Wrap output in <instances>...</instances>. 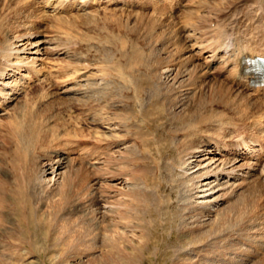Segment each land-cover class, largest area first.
<instances>
[{
	"label": "bare ground",
	"instance_id": "bare-ground-1",
	"mask_svg": "<svg viewBox=\"0 0 264 264\" xmlns=\"http://www.w3.org/2000/svg\"><path fill=\"white\" fill-rule=\"evenodd\" d=\"M5 8L6 13L0 15V34L4 33L3 41L0 39V107L16 99L19 91L25 89L24 84L31 85V81L37 80L47 89L50 88L48 91L50 99L57 97L67 100L65 95L57 96L60 89L67 88L64 93L74 89L75 86L73 88L67 86L86 76L90 68V64L83 63L82 60L81 64H78L80 60L77 65L72 63L75 64V69L72 70L70 67L67 70L66 66H62L61 61H51V65L47 66L46 59L43 58L46 51L40 48L44 41L41 42L42 37L41 40L36 39L39 36L37 31L31 32L29 29L26 33H17L13 41L5 34L7 29L16 28L9 23L11 18L15 20L14 23L17 22V27L33 29L35 22L43 19L41 15L52 8L51 12L54 11L52 16H57L61 23L55 25L56 31L61 32L77 20L75 15L78 13L70 14L76 10L79 12L84 10V14L92 10L113 13L115 9L118 14H124L129 10L134 12L136 19L130 21L131 18L125 17L127 14L117 15L114 19L112 16L110 17L112 21L108 17L110 22L107 24H111L109 32L101 39V41L108 40L116 29L120 37L123 33L128 35L130 51L125 48L126 42L123 41L117 50L118 58H113V51H108L105 54L107 56L105 62L96 65L97 73L108 76L109 73H113L109 70L113 69L112 71L119 78L116 80L119 81L118 83L115 81L117 85L110 90L106 89L107 91L102 95L85 99L82 104L85 103L87 107L83 108L84 110L80 108L82 114L65 117L66 112L72 113L70 108H73L74 101H69L71 106L62 108L60 110L62 113L56 109L51 111L50 105L45 118L47 123L42 121L39 113L28 123L19 121L13 125L11 135L15 139V144L12 151L8 150L6 155L5 150L1 152L0 163H5L6 158L10 160L13 156L19 165L33 167L36 164V154L41 157L40 151L44 152L48 149L50 151L43 154L44 157L42 156L43 159L39 161L36 174L30 171L22 181L17 172L10 173V178L18 186L13 187L9 193L14 195L10 203L12 212L6 208V212L0 218V254H2L0 264H21L23 260L21 262L19 259H26L25 257L35 254L36 250L39 254L46 251V248L49 251L50 247L44 246V242L48 240H51L54 250H66L61 253V260L57 264H67L69 259L66 257L67 252L71 248L79 253L80 229L74 223L61 225L63 214L71 217L81 211L79 222L88 224L87 239L93 235L99 239L98 247L101 248V253L95 258V264H142L152 242L158 236L157 232L163 231L165 224L175 222L170 209L174 203L172 194L161 195V188L157 186H141V182L147 183L150 179L152 171L142 166L143 159H136L132 152L116 149L119 147L115 144L118 143V135L114 133L118 129L116 125L134 117L128 116L123 113V109H120L113 122L107 111L114 99H122L123 103L126 101L129 104L132 101L134 108L139 109L146 100L147 91L143 88V82L140 78H136L132 69L126 72L128 65L134 63L140 65L138 60L146 62L143 66L145 77L150 82V88L158 92L163 91L157 84L165 67L168 66L166 70L171 74L181 73L187 77L184 84L173 86L163 92L172 102L180 97L175 94L176 91L182 93L188 89H195V95L190 99V104H187L186 110L174 113V117L179 121V127L175 131L179 138L176 140L175 149L169 145L165 157L174 155L175 157L173 162L163 160L164 172L169 169V174L173 178L178 174L187 178L190 176V170L199 166L201 172L197 178L204 177L208 180L205 185L221 179H230V183L224 181L227 186L224 188L226 196L233 195L236 188L242 189L238 192L237 202L230 208L234 217H239L242 212L246 215L239 220L245 225L243 228L248 226L247 224H252L264 233V130H261L263 135L252 133L262 125L261 105L264 102V87H257L256 91L249 90L248 84L251 78L245 71L247 59L264 56V0H5ZM5 24H8L7 27ZM138 24L143 30L152 26V29L147 31L151 32L150 37L153 42H161V47L167 52V62L161 56L150 57L153 61L144 57L147 49L142 48L144 45L140 46L143 43L138 44L141 35L136 36L130 32V28L137 27ZM65 37L73 42L69 36ZM61 45L56 42L52 48L57 52ZM31 54H35V57H31ZM77 58L78 56L75 57ZM122 58L125 59L124 63L120 61ZM122 83L128 85L126 91L120 85ZM41 89L43 90L44 87ZM118 90H122L121 93H117ZM153 94L158 93L154 91ZM252 104L253 107L257 104L255 109H251ZM51 116L54 118L53 122ZM76 116H81L84 120L79 121ZM90 117L95 123L88 121ZM63 121L68 127L62 131L59 122ZM134 121L137 123L136 119ZM77 123H89L91 126L96 123H106L108 127L99 128L94 135L99 142L94 151L89 150L91 145L88 149L87 146L80 147L79 150L84 153V158L78 166L70 167L69 173L62 176L58 200H52L47 206L37 209V206L33 205L36 201L35 197L37 198L36 191L39 190L37 186L48 187L51 181L61 174L60 169L71 161L68 153L74 148L65 147L62 150L57 149L56 146L62 144L66 131L71 130L72 126L75 127L74 131L81 130L76 129ZM243 123L248 126L246 129H250L254 134L253 138L242 130ZM128 128L131 129V126ZM73 136L78 137L77 134ZM70 139L67 144L73 142ZM161 142L158 141L154 149H159ZM51 146L54 147L53 150ZM118 154L121 156L118 157ZM205 161L207 162L204 163ZM92 172L95 175L92 179L100 183L98 197L93 201L96 211L90 215L84 207L87 204L74 206L73 203L80 196V193L75 191L76 186L89 180ZM49 175L52 176L47 179ZM119 175L122 177H117ZM116 177L120 178L116 181L122 184L124 191H121L115 183L107 190L106 181L115 180ZM89 190L90 188L86 187L84 192L90 194ZM51 213L58 218L51 219ZM161 219L162 224L158 228ZM37 230L42 232L43 241L38 242L35 238L34 234ZM190 242L191 249L198 250L194 245L201 243V237H194ZM4 253L11 254L8 255L10 258L7 255L5 257ZM210 254L212 252L206 250L203 255L209 257ZM221 255L225 256V254ZM183 256L173 264H203L202 259L194 261V257L185 259ZM256 264H264V261Z\"/></svg>",
	"mask_w": 264,
	"mask_h": 264
},
{
	"label": "rangeland",
	"instance_id": "rangeland-1",
	"mask_svg": "<svg viewBox=\"0 0 264 264\" xmlns=\"http://www.w3.org/2000/svg\"><path fill=\"white\" fill-rule=\"evenodd\" d=\"M2 3L0 2V15L6 13L4 12L6 9L5 0ZM51 10L52 8H49V10L44 13V15H41L43 19L41 21L38 19L35 22L33 29H31V27L21 29V27H17V22L14 23L15 20L11 18V21L9 23H12V27L15 26L16 28H11V30L4 28V30L7 29L5 34H7L11 41H13L15 40L17 33H26V31L28 32L29 29L31 30V32L37 31L39 33V36H37L36 39L41 40L43 38L41 42L43 43L44 41V44L41 45L42 47L40 48L44 49V52L46 51L43 58L46 59L45 61L47 62V66L51 65V61H61V63H63L61 64L62 66H66V69L68 68L67 70H69L70 67V70H72L73 68L75 69V64L72 65V63H76L77 65L79 60L80 63L78 64H81L84 61L83 63L90 64V68L88 69L89 72L87 71V74L90 78L86 74L87 77L83 76L76 83L68 85V88H73V86H75V88L67 93L63 92L67 88L60 89V95L59 93L58 95H56L58 97H60L61 95H65V97H67V100L57 97H53L50 99V95L48 94L50 88L47 89V87L43 85V83H40L39 80L31 81V85L29 83L24 84L25 89L19 91L16 99H13L6 103L4 106L0 107V154L3 150H5V155L7 154L8 150L12 151V148L15 144V139L11 135V131L15 123L19 121L28 123L34 115H37L39 113L41 114L42 121L47 123L45 118L48 114V107L50 105L51 111L55 109L57 111H60L64 107H67L69 105L71 106V103L69 101H74L75 103H72L73 108H70V110L72 109V113H70V111L69 113L66 112L67 116L65 115V117H70V115L75 116L77 114H82L81 109L87 107L85 103L82 104L85 99L88 100L90 99V97H97L99 95H102L107 90H110L112 87L117 85V83L119 82L116 81L119 80V78L117 77L115 72L112 71L113 69L109 70V72L113 73H109L110 76H108L104 75L103 73H97L96 70H98V67L96 65L100 62H105L104 60L105 58H107L105 54L108 51H113V58H118L119 53H117V50H119V45L123 41L126 42L125 48L130 51V45L129 42H127L128 35L123 33V36L120 37L119 35H117V29L115 30V32H112L111 37L108 40L101 41V39L103 38V36H106L108 34L110 28L109 25L111 24L107 23L112 21L111 19H114L115 16L127 14L125 15V17L127 16L128 18H131L130 21H135L136 16L133 11L126 10L127 12L129 11V14L127 12H124V14H118L116 12V9L113 13L111 11L110 13H105L100 12L99 10H92L86 12L87 14H84V10H80L82 12L76 10L78 12L73 11L70 14L74 12L78 13V15H75V18H77V20L73 21L69 28L63 29L61 32L56 31L57 28L55 25H61V23H59L57 16H52L54 11L51 12ZM248 15L250 16V14ZM59 16L67 18L72 17L71 15ZM108 17L112 18L109 19ZM51 19H53L54 21ZM50 23L52 24L51 26L49 25ZM7 25L8 24H5V27H7ZM113 26L114 25H112V27ZM147 29H152V26L150 25ZM147 29L143 30L141 28V25L138 24L137 27L132 26L130 28V32L136 36L141 35V39H139L138 44L143 43L140 46L142 47L144 45L142 48H144V50L147 49L145 50V58L153 61L152 59H150V57L161 56L164 61L167 62L168 59L166 58V50L161 47L162 44L160 41L158 43L153 42L150 37L151 32L147 31ZM3 34L4 33L0 34L2 37H0V39H2V41L4 39ZM65 36H69L70 39L73 40V42L68 41ZM54 41H56L57 44H62L59 48L60 50H63H58V53L53 50L52 47H54L56 43H54ZM11 43L12 42H10V44ZM17 43L19 44L20 42ZM112 43L114 45H112ZM117 43H119L118 47ZM27 50H29V47ZM75 50H77L78 52ZM31 55V57H35V54ZM77 56L78 60L75 59V57ZM124 60L125 59L122 58L120 61L124 63ZM45 61L44 63H46ZM70 62L72 67L70 66ZM67 63H69V65ZM106 63L113 64L112 62ZM138 63L140 65H136L135 63L128 65L126 72L128 73L132 69V72L134 73L136 78H140V80L143 82V88H146L147 91L146 100L143 102V104H141V107L139 109L137 107L134 108V106L132 105V101L129 104L126 101H124L123 103L121 101L122 99H114V101H112V106L109 105L107 111L113 122H115L117 113H119L120 109H123V113L128 114V116L134 117L130 120H127L126 122L121 123L120 125H116L118 129H116L114 133L118 135V143L115 144L119 145V147H116V149L121 148L122 151L128 150L129 152H132L136 159H143L141 161L144 162L142 166L148 167L152 171L153 174L150 175V179L147 181V183L141 182V186H157L161 188V195H165L167 193L172 194L171 198L174 203L172 204V207L170 209L172 211L171 214L173 213L172 217L175 221L174 223L170 222L167 225L165 224V227H163L165 231L163 229V231L159 230V232H157L158 236L155 238L156 240L153 241L154 243L152 242L150 251L147 252L148 254L147 256H145V262H143L142 264H173L183 255L185 259L186 257H194V261L202 259L201 262H203V264H256L257 262L264 261V233L256 229V227H254V225L252 224H247L248 226L243 228V226L245 225H242V222H240L239 220L241 217H244L246 215L241 212L239 217H234L232 210L230 209L232 207V204L237 202L239 197L238 192H240L242 189L239 190L240 188H236L233 195L226 196V190H224V188H226L227 186L224 184V181L227 180V182L230 183V179H221L219 181L213 182L210 185H205L206 182H209L208 180L204 179V177L197 178V176L201 172V168H199V166H196L192 170H190V176H188L187 178L186 176L180 177L181 174H178L177 176H175V178H173L169 174V169L164 172V166H162L163 160H172L173 162L175 157V155L172 157H165L169 145H171L175 149L176 140L179 138V135L175 132L179 127V121L174 117V113L186 110L187 104H190V99H192L195 95V89H188L182 93H178L176 91L175 94L180 95V97L177 101L172 102V100L168 99L163 92L173 86L184 84L187 77H184V75H182L181 73L177 75L174 73L171 74V72H167L166 70L168 66L165 67L164 73L161 75L159 83L157 84V86L163 91L158 92L153 88H150V82L145 77L146 72L143 66L146 62L138 60ZM72 73H74V71ZM120 85L123 86V89H125V91L129 88L126 84L122 83ZM43 87L44 89L42 90L41 88ZM79 87H82L84 89H80ZM121 91L122 90H118L117 93H121ZM154 91L158 94H153ZM45 94H47L48 96L46 95V97ZM256 105L254 106L256 107ZM263 105L264 102L261 105V111L263 113V116L261 118L262 125L257 127V131L254 130V132H252L254 134H256L255 132H257L259 135H261L264 132L261 131L264 130V128L261 127H264ZM251 106V109H255V107H253V104ZM252 111L254 112V110ZM60 113H62V111H60ZM77 118L79 121L84 120L81 118V116ZM135 119L137 123H135ZM53 120L54 118L51 116V122H53ZM88 121L95 123L91 119V117L90 119H88ZM247 122H250V120H247ZM243 125L241 126L242 130L248 132V134H250V136L252 137L254 134L251 133L250 129H246L248 128L247 125H245L244 123ZM59 126L62 128V131L64 128L66 129V127H68L65 121L59 122ZM77 126L78 127H76V129H81V132H78V130L74 131L73 128L75 127L72 126V129L70 128L71 130L66 131V134L62 139L63 145L61 144L60 146H56L57 149L62 150H64L65 147H73L74 149H70V152L68 153L69 159H71V161L66 163L64 167L60 169L61 174L54 178V180L51 181V184L48 187L37 186L39 190L36 191L37 198L35 197L36 201L33 204L37 206V209L42 208L43 206H47L50 201L52 202V200H58L60 195L59 187L62 182V176L69 173L70 167L78 166L81 160L84 158V153L80 152L79 150L80 147L87 146L86 149H88V147L91 145L89 147V150L94 151V149L99 144V142H97V138L94 135L97 134L99 128L105 129L104 127H108L106 123H96L92 126L89 125V123H77ZM130 126L131 129L128 128ZM71 131L74 133H72ZM68 133L71 134L72 137H74L73 135L77 134L78 137L75 136L76 138H72ZM68 136L71 137L73 142H76H74V144L73 142L67 144V141L70 139V137ZM60 137L58 138L60 139ZM135 138H137V140H135ZM64 141L66 142L64 143ZM158 141H162L160 148L154 149V146ZM141 147L143 148L142 150ZM53 149L54 147L51 146V150ZM46 151H50V149ZM46 151H40L42 154L41 157L37 156V154L35 155L36 164L33 167L28 165H19L14 160L13 156L10 160L6 158L5 163H0V218L4 214V212H6V208H9L10 212H12L10 203L14 195H9V193L11 192V189L13 187L18 185L10 178L11 171L17 172L18 176L22 178V181L24 179V176L28 172L31 171L36 174L39 167V161L43 159V154L47 153ZM118 155V157L121 156V154ZM206 162L207 161H205L204 163ZM91 175L92 177L89 180L76 186L75 191L79 192L80 196L73 203L74 206L87 204L88 206L85 205L84 207L86 208L87 212L90 213V215L96 211V207L93 206V201L98 197V186L100 183L96 179H92L95 177L94 172H92ZM51 176L52 175L47 176V179H50ZM117 177L122 176L119 175ZM117 177L115 178V180L109 179L106 181L108 182L107 190H109V187L115 183V185L119 187L121 191H124V189L122 188V184L118 183V179L120 178ZM86 187L90 188V194H86L84 192V189ZM195 187L196 189L193 190L192 188ZM213 187H215V189L212 190ZM81 216V211H78V214H76V216L70 217L66 214L62 215L61 225H64L66 223H74L77 224L80 229V240L78 248L79 253L75 252V250L71 248V251L69 250V252H67L68 255L66 257L67 259L69 258L67 264H95V258L99 257L101 253V248L98 247L99 239L95 238L94 235L87 239L86 230L88 224L83 221L79 222ZM55 218L58 217L55 214L51 213V219ZM223 219H225L224 224ZM161 224L162 219L158 224V228L161 227ZM34 235L38 242L43 241V238L41 237V231L37 230ZM194 237H201V243L195 245L193 244L194 246L198 247V250L191 249L192 243L190 241ZM50 242L51 240L44 242L45 247H50L49 251L46 248V251L39 254L36 250L35 254L33 253L28 257H25L26 259L21 258L19 260L21 262L23 260L22 263L24 264H57L61 260V253L66 252V250H54V247ZM46 243L49 245H47ZM206 250L212 252V254H210L211 256L204 257L203 254L204 252H206ZM53 253L55 255H53ZM221 254H225V256ZM3 255L5 257L7 255L8 258H10L8 255L11 256V254L6 253H4ZM187 262H189L188 259Z\"/></svg>",
	"mask_w": 264,
	"mask_h": 264
}]
</instances>
